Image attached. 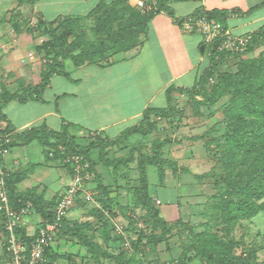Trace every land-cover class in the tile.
I'll use <instances>...</instances> for the list:
<instances>
[{
    "label": "crops",
    "instance_id": "0c3cea01",
    "mask_svg": "<svg viewBox=\"0 0 264 264\" xmlns=\"http://www.w3.org/2000/svg\"><path fill=\"white\" fill-rule=\"evenodd\" d=\"M138 1L0 0V89L6 88L9 94L20 93V89H34L42 81L38 68L44 62L43 50L39 49L43 36L34 29L33 34L27 29L33 25L36 28L40 19L55 21L54 25H57L68 18H79L81 26L93 28L90 32L94 33L92 39H96L106 36V33L100 35L95 32L103 20L99 15L113 8L115 12L111 25L113 30H117L118 25L125 23L133 11H143ZM143 1L149 6H155L157 2ZM167 6L172 11L157 13L139 31L134 46L120 48L117 52L110 50L107 59L94 62L87 60L76 64L71 58L65 59L62 68L70 76L52 75L38 99L25 102L13 99L7 102L2 112L12 131L0 134L4 141H14L15 136L35 127L56 131L68 127V131L76 136L98 133L103 137L117 138L127 128L139 123L147 108L167 107L168 89L192 88L203 67L209 64L206 54H198V48L204 42L202 37L185 31L176 22L188 18L197 8L224 12L226 28L234 35L253 34L264 27V0H170ZM45 7L49 8V12ZM76 8L78 11H74ZM96 8L99 11L92 15V10ZM9 9H17L16 14H20L21 30L16 31L12 27L14 21H11ZM260 43L256 52L264 50V37ZM179 93L172 91V98ZM8 122L0 120V130H5ZM43 142L42 138L37 137L29 143L20 141L14 146L0 149V173L13 175L16 194L42 202L41 206L46 208L44 211H49L52 208L50 204L61 198L71 176L63 160L51 157L48 154L51 148ZM115 149L119 148L110 150L111 158L124 155L125 151L121 150L113 156ZM96 161L99 180L92 183V187L100 184L108 190L112 189L107 186L110 181L113 182L109 170L117 174L114 181L119 180L118 185L128 186L127 172L120 170L127 165L116 171ZM198 183L191 175L174 171L166 172L163 178L157 175L155 183H149L150 194L162 200L158 208L166 221H186L196 211L193 206L184 205L200 194ZM152 185L156 187L155 194L151 191ZM173 193L175 196L170 197ZM110 196L117 206L132 201L128 195L123 197L117 191ZM31 199L27 203H33ZM79 200L85 203L83 199ZM79 204L72 208L67 217L70 225L71 217L83 216L84 210L77 208ZM23 221L27 234L33 236L49 218L34 206L33 211L24 214ZM169 237L168 242L177 247L178 237ZM8 240L7 228H0V264H9L11 259ZM58 244V241L53 243L54 250ZM165 244L159 243V250L167 247ZM156 259L164 262L170 258L160 252Z\"/></svg>",
    "mask_w": 264,
    "mask_h": 264
},
{
    "label": "rangeland",
    "instance_id": "374dc122",
    "mask_svg": "<svg viewBox=\"0 0 264 264\" xmlns=\"http://www.w3.org/2000/svg\"><path fill=\"white\" fill-rule=\"evenodd\" d=\"M45 8L49 12V8ZM16 11L17 9H9L8 13L12 17L11 21H14L12 27L18 31L22 26L18 20L20 14H16ZM31 27L35 28V25ZM31 27L27 29L33 34ZM75 30L87 37L88 41H95L92 39L94 33H91V26L79 25ZM40 36H43L42 44L47 35ZM259 52L260 50L234 55L224 63L221 70L236 74L246 61L257 57ZM200 53L198 48V54ZM47 56L43 50L44 62L38 68L39 73L49 69L51 59ZM100 58L102 60L101 55L96 60ZM104 58L107 59V56ZM252 77L256 86H264V68L256 69ZM213 85H209L210 90ZM22 91L20 89L18 92ZM6 93V88L0 89V100ZM212 96L214 100L208 101L199 95L176 94L172 98L173 116L160 120L158 127L149 136L131 137L126 145L134 149L132 156L135 159L145 154L146 159L156 158L163 162L161 169L155 165H147V177L151 184L155 183L157 175L165 176L166 172L173 171L191 175L199 181L200 194L184 205L193 206L196 211L186 221L178 223L171 232L178 237V246L174 247L168 242L170 237L157 234L158 229L153 226L147 209L135 201L134 190L139 184V170L136 162H133L120 169L127 172V187L118 185L119 180L114 181L117 174L109 170L113 182L110 181L107 186L112 189L108 190L103 186V189H97L94 201L77 202L80 203L77 208L84 210L83 216L71 217L72 232L65 233L62 230L57 238V252L69 257L56 260L46 255L44 264H164L163 261L159 262L161 259H156L160 252L170 258L166 264H178V258L185 250L191 258L186 264H215L217 252L222 247L220 243L231 247L233 255L250 264H264V196L256 200L257 205L262 208L251 217L240 213L237 220L229 219L230 214L223 206L227 198L234 203L242 198L245 183L239 182V178L237 181V175L244 174L247 177L251 172L264 167V115L257 111L263 103L258 100V95H250L243 86L237 84L222 95L217 93ZM228 122L232 126L249 122L247 131L243 129L240 132L243 136L240 152L245 158L238 163L231 161L233 151H229L228 155L223 154V134L229 131V127L232 130V126L228 127ZM76 137L79 143L87 144L88 135ZM120 152V149H115L113 156ZM125 152L127 157L129 151ZM95 159L101 162L98 155H95ZM154 187L152 185L151 191L155 194ZM116 191L133 200L127 205L117 206L110 196L111 193L116 194ZM174 196V193L170 195ZM109 201H112V207L105 205ZM0 216V228H7L4 216L1 213ZM218 240L221 241L219 245ZM161 242H165L167 246L163 250L158 248Z\"/></svg>",
    "mask_w": 264,
    "mask_h": 264
},
{
    "label": "trees",
    "instance_id": "16d2710c",
    "mask_svg": "<svg viewBox=\"0 0 264 264\" xmlns=\"http://www.w3.org/2000/svg\"><path fill=\"white\" fill-rule=\"evenodd\" d=\"M169 1L170 0H157L156 5H152L151 9L148 11H133L125 23L118 25L117 30H113L111 25V17L113 16V12H115V10L113 8L106 9L102 15H99V18L103 19L102 24L98 25V27H96L97 29L95 30V32L100 35L106 33V36H100L96 38L94 42H90L88 41L89 39H85V37L80 33H76L75 29L80 25L79 18H68L66 20L58 22L57 25H54V23H56L55 21L48 22L46 20L40 19L37 23L36 28H31V30L34 29L40 32L42 35H47V39H45L43 43L39 45V49L46 52V55H48L47 57H50L51 59V64L49 65V69L42 72V81L34 89H23L22 93H6L4 95L2 100H0V120H5L8 122V119L2 112V110L5 104L10 100L18 99L21 102H25L32 98L38 99L40 98L42 91L49 84V80L52 75L64 74L65 76H70L69 73L62 68L63 60L71 58L76 64L80 62L82 63L87 60L94 62L98 61L96 60V57L100 55L103 59L104 56H107L106 53L110 50H112L113 52H117L120 48H126V46H134L136 43L134 41L139 31L144 28L157 13L161 12L162 10L172 11L171 7L167 6V3ZM97 11H99V8L92 10V15H96ZM202 16H206L209 19H216L221 22L226 28L224 22V12L218 10L204 11L202 8H197L188 18L183 20H176V22L182 26L186 20L196 19ZM190 33L198 34L203 39V36L197 32ZM251 36V41L249 42L244 52H253L257 49V47L261 44L260 40L264 37V27L261 28L258 32L251 34ZM203 41L204 42L202 43V45L205 46L204 52H202L201 47L200 50L202 53L206 54L209 64L203 67L204 69H202V71L200 72L195 85L192 88H169L167 91V107L147 108L144 111L143 117L140 119L139 123L127 128L117 138L111 139L108 137H103L98 133H89L87 139L88 142L86 145H84L77 141L76 135H73L68 131V127H65L62 131L47 130L44 127H35L18 134L17 136H15L14 141L10 140L6 142L4 141L5 139L1 136L2 143L0 145V149L9 148L18 144L20 141L29 143L35 138L40 137L44 140L43 143L45 146H53V149L49 151H54L55 158L57 157L63 160L64 154L66 153H78L84 155L86 160L90 162L91 169L96 174L94 183L97 179L99 180L98 173L95 169V165L97 164L95 155L99 156V159L105 166L112 167L116 171H118L124 165L136 162V166L139 170V184L134 190L135 201L147 209L152 218L153 226L158 229L157 234L159 236L161 235L162 237L164 236L168 238L169 235H175L171 232H173V229L177 226L178 223L180 224L184 221L181 219L172 223L166 221L160 214L158 208L159 205H157L154 200L155 197L152 196L149 191L147 165H155L158 169H161L163 162H161V160H156V158L146 159L145 154H141L135 159L132 156L134 154V149L126 146L128 145L127 141H129L131 137H135L136 135H141L142 137L149 136L154 131V129L158 127L157 124L159 122H161L164 118H171L173 116L174 107L171 93L174 90H177L183 94H188L190 96H203L206 100L213 101L214 97L212 95H215L217 93L222 95L226 92V90L233 88L234 85L237 84L239 86H243L247 93L249 92L250 95H258V100L263 103V106H260L258 109L255 104L254 106L256 107L258 112H261L264 115V86H256L254 83V78L252 77V74L256 69L264 68V50L259 52V55L257 57L246 61L236 74H232L229 72H223L221 70L222 66L224 65V63L234 57V55H238L244 52L224 50L219 51L218 45L220 39L214 40L211 43H208L204 39ZM210 84H214L211 90L209 89ZM227 125L228 127L232 126L229 122L227 123ZM248 125L249 122H245L243 124L236 123L234 126H232V130L229 127V131L223 134V139H225V150L223 151V154L228 155L229 151H233L232 159L229 157L232 163L233 161H235L236 163H238L239 161H244L243 159L245 157L240 152V141L243 137L242 133L240 132L243 129L247 131ZM11 131L12 127L8 122L7 128L5 130H0V134L9 133ZM114 147H118L123 151L128 149L129 155H127V157L123 155L119 158H112V160H109L110 150ZM97 152H99V154H97ZM64 165L67 166L69 170V165H66L65 163ZM5 175L6 174L4 173H0V176H4L6 180L11 205L16 209L24 207L27 204L28 199L31 198L16 194L12 177L13 175ZM163 177L164 175L160 176V178ZM238 178L239 182L245 183L243 186L244 193L241 196L242 198L235 203L229 200V198H227L223 202L224 209L230 214L229 219L232 220H237L238 218H240V213L246 217L256 215L262 208L261 205H257L256 200H259L264 196V167L258 168L256 171L251 172L247 177H245L244 174H239L236 176L237 181ZM228 180H230V177L228 178ZM94 188L103 189V186L99 184ZM31 200L37 211L39 210L43 215H46V217L49 218V221L53 220L55 207L59 200H57L53 204H50L52 205V208L49 211L48 209L47 211H44L46 210V208L41 206L42 202H39L36 199ZM111 202L112 201H109L107 204L105 203V205L107 207H112ZM70 227L71 226L69 224L68 218H64L62 220L61 231L64 230L65 233H71L72 230ZM16 234L25 241L28 247L34 240L35 236L28 235L25 226L17 227ZM159 241L160 240H158V242ZM219 241L220 240L217 241V245H219ZM220 245L222 247L217 252L215 264H250L243 258H239L233 255L231 247L226 246L222 243H220ZM52 246L53 244L45 247V255H50L51 258H54L56 260L69 257L63 254H59V252H57V250H54ZM189 259L191 258L187 256L185 250L180 254L178 258V264H186ZM163 263L166 264L168 262L166 261Z\"/></svg>",
    "mask_w": 264,
    "mask_h": 264
},
{
    "label": "built area",
    "instance_id": "2783aa9c",
    "mask_svg": "<svg viewBox=\"0 0 264 264\" xmlns=\"http://www.w3.org/2000/svg\"><path fill=\"white\" fill-rule=\"evenodd\" d=\"M137 3L143 11L151 9V6L143 0H139ZM182 26L187 32L201 34L208 43L220 39L219 51L244 52L252 38L251 34L234 35L221 22L216 19H209L206 16L188 19ZM1 143L2 138L0 136V145ZM49 154L54 157V151H50ZM63 162L69 165L70 183L66 186L55 207L53 220L48 221L39 228L29 247L16 234V228L25 225L23 216L33 211V203L28 202L20 209L14 208L10 203L6 180L3 176H0V213L6 220V227L9 232L8 241L11 254L9 264H44L46 260L45 247L57 241L61 232L62 220L68 217L79 199L94 201L96 194H98V190L91 186L96 179V174L91 169V164L84 155L66 153L64 154ZM154 200L157 205H161L159 198L155 197Z\"/></svg>",
    "mask_w": 264,
    "mask_h": 264
},
{
    "label": "water",
    "instance_id": "95a60500",
    "mask_svg": "<svg viewBox=\"0 0 264 264\" xmlns=\"http://www.w3.org/2000/svg\"><path fill=\"white\" fill-rule=\"evenodd\" d=\"M204 49H205V46L202 45V46H201V50H202V52H204Z\"/></svg>",
    "mask_w": 264,
    "mask_h": 264
}]
</instances>
